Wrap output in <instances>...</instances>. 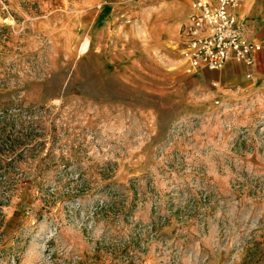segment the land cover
I'll list each match as a JSON object with an SVG mask.
<instances>
[{
    "label": "rangeland",
    "instance_id": "rangeland-1",
    "mask_svg": "<svg viewBox=\"0 0 264 264\" xmlns=\"http://www.w3.org/2000/svg\"><path fill=\"white\" fill-rule=\"evenodd\" d=\"M192 3L0 0V264H264V93L186 73Z\"/></svg>",
    "mask_w": 264,
    "mask_h": 264
},
{
    "label": "built area",
    "instance_id": "built-area-1",
    "mask_svg": "<svg viewBox=\"0 0 264 264\" xmlns=\"http://www.w3.org/2000/svg\"><path fill=\"white\" fill-rule=\"evenodd\" d=\"M241 0H193L189 24L181 28L180 54L186 73L220 71L228 61L254 63L258 44L243 37L242 25L229 14Z\"/></svg>",
    "mask_w": 264,
    "mask_h": 264
},
{
    "label": "crops",
    "instance_id": "crops-1",
    "mask_svg": "<svg viewBox=\"0 0 264 264\" xmlns=\"http://www.w3.org/2000/svg\"><path fill=\"white\" fill-rule=\"evenodd\" d=\"M229 14L242 25L243 37L258 44L260 51L253 55L254 63L251 66L228 61L222 70L208 72L217 77L213 85L227 86L229 92L236 95L264 93V0H241L237 7L229 10ZM187 22L189 23V19ZM184 25L186 24L179 28V39ZM204 71L205 69H200L196 73L203 74Z\"/></svg>",
    "mask_w": 264,
    "mask_h": 264
},
{
    "label": "bare ground",
    "instance_id": "bare-ground-1",
    "mask_svg": "<svg viewBox=\"0 0 264 264\" xmlns=\"http://www.w3.org/2000/svg\"><path fill=\"white\" fill-rule=\"evenodd\" d=\"M88 47V41H86L82 46V51H85Z\"/></svg>",
    "mask_w": 264,
    "mask_h": 264
}]
</instances>
